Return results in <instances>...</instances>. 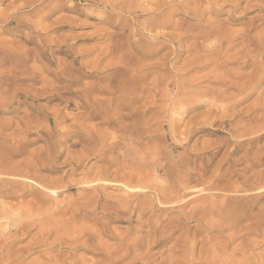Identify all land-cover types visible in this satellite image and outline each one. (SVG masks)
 I'll use <instances>...</instances> for the list:
<instances>
[{
    "label": "rangeland",
    "instance_id": "obj_1",
    "mask_svg": "<svg viewBox=\"0 0 264 264\" xmlns=\"http://www.w3.org/2000/svg\"><path fill=\"white\" fill-rule=\"evenodd\" d=\"M89 1L0 23V264H264L262 8Z\"/></svg>",
    "mask_w": 264,
    "mask_h": 264
},
{
    "label": "bare ground",
    "instance_id": "obj_2",
    "mask_svg": "<svg viewBox=\"0 0 264 264\" xmlns=\"http://www.w3.org/2000/svg\"><path fill=\"white\" fill-rule=\"evenodd\" d=\"M5 1H6V0H1L0 3H4ZM37 1H38V0H37ZM91 1H93V0H90L89 2H91ZM110 1H111V0H110ZM110 1L108 0V1H106V3H107V2L109 3ZM113 1H116V0H112L111 2H113ZM119 1H120V0H119ZM127 1H129V0H127ZM142 1H143V0H142ZM166 1H167L168 6H172V5H173V6H176V7L181 8L182 10H183V9H187V8H189V7H188L189 5H188V3H187L186 1L183 2V1L180 0V1H181L180 3H178V2H173V1H171V0H166ZM166 1H165V2H166ZM191 1H192V2L194 1V4H195V3H196V4H199V2L202 1V0H191ZM235 1H236V0H235ZM244 1H245V0H244ZM246 1H247V0H246ZM246 1H245V2H246ZM250 1H251V0H249V2H250ZM254 1H255V2H253V4L256 3V1H257L258 4L256 3V6L259 5V7L262 8L261 10H262V12H263V14H264V0H254ZM35 2H36V1H35ZM35 2H34V0H33V1H31V0H29V1H25V0H24V5H22V6H21V5H20V6H15V5H14V4L16 3L15 0L12 1V2L10 3L9 8H8L6 11L0 12V23H1V22H2V23L12 22V23H14V27H12V28H14V29H15V28H19V27H27L28 25L26 24V22H29V21H25V24H26V25H23L24 23H21L22 20L17 19V18H13V16H14L18 11H22V10H24V8L26 9L27 6H29V7L34 6L33 4H35ZM39 2H40V1H39ZM93 2L95 3V0H94ZM96 2H97V1H96ZM103 2H105V1L103 0ZM103 2H102V3H103ZM143 2H144V1H143ZM143 2H142V3H143ZM161 2H162V3L158 4L157 6L155 5L156 7L154 8V10H153V8H152V6H151V8H152V9H151V12L156 11V13H157V10H160V9L163 10V8H164L163 6H165L166 3H164V0H161ZM192 2H189V4L192 3ZM237 2H238V1H237ZM237 2H236V5H240V4H241L240 1H239V2H240L239 4H238ZM106 3H104V5H106ZM114 3H116V2H113V5H114ZM157 3H158V1L155 2L154 4H157ZM201 3H203V2H201ZM232 3H234V1H233ZM196 4H195V5H196ZM246 4L248 5L249 3H246ZM35 5H36V4H35ZM94 5H95V4H94ZM98 5H101V4H100V0H99V4H98ZM200 5H201V4H200ZM200 5H199V6H200ZM232 5L235 6L234 4H232ZM254 5H255V4H254ZM107 6H108V5H107ZM107 6H106V7H107ZM110 6H111V8L113 7L112 5H110ZM153 6H154V5H153ZM197 6H198V5H197ZM240 6H241V5H240ZM240 6H236V7H240ZM244 6H245V5H244ZM35 7H36V6H35ZM38 8H39V6H38ZM113 8H114V7H113ZM148 8L150 9V7H148ZM193 8H194V7H193ZM193 8H192V10H196V8H194V9H193ZM199 8H200V7H199ZM128 9H129V8H128ZM128 9H127V10H128ZM145 9H146V8H145ZM36 10H37V8H35V11H36ZM142 10H143V8H142ZM146 10H147V9H146ZM146 10H144V11H146ZM152 10H153V11H152ZM188 10H190V8H189ZM199 10H200V9H199ZM202 10L204 11L205 9H202ZM35 11H34V13H35ZM38 11H39V10H38ZM119 11H121V10H119ZM144 11H143V12H144ZM129 12H130V11H129ZM18 13H19V12H18ZM36 13H37V11H36ZM36 13H35V14H36ZM146 13H147V12H146ZM148 13H149V12H148ZM159 13H160V12H159ZM142 15H143V14H142ZM147 15H148V14H147ZM43 17H44V16H43ZM144 17H147V16H144ZM153 18H154V17H153ZM33 19H34V18H33ZM144 19H147V18H144ZM149 20H150V19H149ZM23 22H24V21H23ZM146 22H147V21H146ZM146 22H145V24H147ZM31 24H33V23H31ZM145 24H144V25H145ZM33 25H34V24H33ZM37 25H38V24H37ZM37 25H34V28H33V29H36L37 27L35 28V26H37ZM151 25H152V24H151ZM153 25H154V24H153ZM38 26H39V25H38ZM28 27H29V26H28ZM141 27H142V26H141ZM29 28H31V27H29ZM38 28H39V27H38ZM31 29H32V28H31ZM33 29H32V30H33ZM39 29H40V28H39ZM150 29H152V28H151L150 23H149V25H147V26L144 28V30L149 31ZM28 30H29V29H28ZM141 31H142V30H141ZM31 32H32V31H31ZM37 32L39 33L38 30H37ZM149 40H150V39H149ZM27 41H28V40H27ZM257 54H258V53H257ZM263 56H264V55H263ZM259 58H260V56H259ZM244 59H245V58H244ZM260 62H261V61H260ZM260 62H259V63H260ZM261 63H262V62H261ZM263 63H264V62H263ZM251 65H252V64H251ZM262 65H264V64H262ZM105 66H106V65H105ZM255 66H256V65H255ZM104 71H105V70H104ZM260 71H261V70H260ZM256 73H258V72H256ZM261 73H262V71H261ZM263 74H264V73H263ZM258 77H259V76H258ZM251 78H253V76H252ZM252 80H254V78H253ZM255 80H256V78H255ZM255 80H254V81H255ZM258 80H259V79H258ZM249 82H250V79H249ZM251 83H252V81H251ZM257 83H259V82H257V80H256V82H255V84H254L256 87H257ZM260 84H261V83H260ZM246 85H247V84H246ZM248 85H249V84H248ZM250 86H252V85H250ZM255 86H254V87L252 86V87H253L254 89H256ZM258 86H259V85H258ZM252 87H250V88H252ZM254 89H250V90H254ZM87 90H88V89H87ZM87 90H86V92H88ZM256 90H257V89H256ZM249 92H250V91H249ZM252 92H253V91H252ZM88 93H90V92H88ZM41 99H42V98H41ZM257 100H258V99H257ZM259 100H260V99H259ZM263 105H264V104H263ZM171 106H172V105H171ZM173 107H174V106H173ZM263 107H264V106H263ZM259 108H261V107H259ZM261 109H262V108H261ZM166 110H167V109H166ZM168 111H169V109H168ZM172 111H174V110H172ZM254 111H255V110H254ZM170 112H171V111H170ZM255 113H256V112H255ZM257 113H258V112H257ZM257 113H256L255 115H257ZM173 114H174V113H173ZM263 114H264V113H263ZM260 115H262V113H261ZM170 116L172 117V115H170ZM255 117H256V116H255ZM258 117H259V116H258ZM256 120L260 121V120L257 119V118H256ZM263 120H264V118H263ZM171 121H172V120H171ZM253 121H254V119H253ZM247 122H248V121H247ZM253 123H254V122H253ZM213 124H214V123H213ZM247 124H248V123H247ZM247 124H246V125H247ZM249 124H250V121H249ZM127 125H128V124H127ZM258 127H259V126H258ZM258 127H256V128H258ZM251 129H252V128H251ZM253 129H255V128L253 127ZM260 129H261V128H260ZM262 130H263V127H262ZM262 130H261V133L258 132V133H257L258 135L256 134L257 136L255 135V137H253V138H251V139H248V140H245V141H241V140H240L241 142L239 141V142H236V144L234 143L235 146H234V151H233V152L239 151L238 148L241 149L243 145L245 146V144H247L248 146H251V144L254 143V142H255V143H256V142L259 143V141L261 142V140H263V138H264V132H262ZM184 131H185V130H184ZM246 131H247V130H246ZM251 131H252V130H251ZM251 131H249L248 133H251ZM255 131H256V130H255ZM263 131H264V130H263ZM136 132H137V131H136ZM241 134H242V133H241ZM244 134H245V133H244ZM247 135H248V134H247ZM247 135H246V136H247ZM250 135H252V134H250ZM234 136H235V135H234ZM238 136H239V138L241 139V137H240L241 135L238 134ZM243 136H244V135H243ZM246 136H244V137H246ZM252 136H254V135H252ZM252 136H250V137H252ZM247 137H248V136H247ZM247 137H246V138H247ZM250 137H249V138H250ZM236 139H237V138H236ZM243 140H244V139H243ZM237 141H238V139H237ZM248 146H246V147H248ZM240 147H241V148H240ZM243 148H244V147H243ZM249 149H250V147H249ZM245 150H246V148L244 149V151H245ZM247 151H249V150H247ZM231 153H232V152H231ZM214 154H215V153H214ZM226 154H227V153H226ZM229 154H230V153H229ZM256 154H257V153H256ZM171 155H172V154H170V156H171ZM261 155H262V154H261ZM261 155H259V157H258V159H257L259 163H257V164L254 163L255 165H258V166H259V165H261V164L263 163V161H264L263 159H264V158L262 157L263 155H262V156H261ZM230 156H231V155H230ZM225 157H226V155H225ZM169 158H170V157H169ZM171 158H172V156H171ZM175 158H176V157H175ZM180 158H181V157H180ZM227 158H228V157H227ZM170 161H171V159H170ZM175 161H178V160H175ZM175 161H174V162H175ZM172 163H173V162H172ZM181 163H182V162H181ZM252 164H253V163H252ZM172 165H173V164H172ZM174 165H175V164H174ZM169 167H170V166H169ZM172 167H173V166H172ZM175 167H177V166H175ZM176 169H177V168H176ZM248 170H249V168H248ZM14 171H15V170H14ZM16 171L18 172V175H19V171H20V170H16ZM16 171H15V172H16ZM117 171H118V170H117ZM27 172H28V171H27ZM175 172H176V171H175ZM175 172H174V175L176 174ZM177 172H178V171H177ZM13 173H14V172H13ZM25 174H26V173H25ZM29 174H30V173H29ZM13 175H15V173H14ZM16 175H17V174H16ZM18 175H17V176H18ZM179 175H181L180 172H179ZM17 176H16V177H17ZM21 176H22V177H27L26 175H23V174H22ZM234 176H235V175H234ZM259 176H260V174H259ZM180 177H181V176H180ZM262 177H263V176H262ZM262 177H260V178H262ZM132 180H133V179H132ZM261 181H262V180L259 179V180H256L255 183L258 184V183H260ZM139 184H140V183H139ZM100 185H101V184H100ZM247 185H249V184H247ZM23 186H24V185H23ZM92 186H93V185H92ZM92 186H91V187H92ZM255 186H256V185H255ZM85 187H86V186H85ZM251 187H254V184H253V185H249V186H247V188H251ZM133 188H135V187H133ZM240 188H241V187H240ZM254 188H255V187H254ZM225 189H226V188H225ZM225 189H224V190H225ZM251 189H253V188H251ZM206 190H207L208 192L211 191V189H209V187H208V189L206 188ZM234 190H235V189H234ZM245 190H246V189H245ZM247 190H250V189H247ZM240 191H241V189H240ZM211 192H212V191H211ZM235 192H236V191H235ZM247 192H248V191H247ZM244 193H245V192H244ZM244 193H243V194H244ZM237 194H238V193H237ZM239 194H240V193H239ZM261 194H262V193H261ZM208 196H209V195H208ZM233 196H234V195H233ZM238 196H239V195H238ZM244 196H245V195H244ZM225 197H226V196H225ZM236 197H237V196H236ZM256 197H259V196L257 195ZM259 198H260V197H259ZM227 199H230V198L227 197ZM208 200H209V198H208ZM225 200H226V198L224 199V202H225ZM232 200H233V199H232ZM209 201H210V200H209ZM249 201H250V199H249ZM207 202H208V201H207ZM213 203H214V202H212V203L210 202V203H209V204H211V206L209 205L210 207H208V209H209L210 211H211V209H213V211H214V208H213L214 205H212ZM94 206H95V205H94ZM210 211L207 210V212H210ZM211 213H212V212H211ZM101 219H102V218H101ZM251 246H252V245H251ZM195 247H196V246H195ZM240 247H241V246H240ZM249 247H250V245H249ZM190 248L192 249V247H190ZM197 248H198V247H197ZM241 248H242V247H241ZM230 249H231V248H230ZM242 249H243V248H242ZM246 250H247V249H246ZM246 250L244 249L242 252H240V254H241L240 256L247 255L248 252H251V251H252L251 249H249V250H251V251H247V253H246ZM191 252H192V251H191ZM208 252H209V251H208ZM213 252L215 253V255H221V254H226V253L229 254V251L227 252V248H223V249H214ZM194 253H195V252H194ZM199 253H200V252H199ZM245 253H246V254H245ZM261 253H262V252H261ZM192 254H193V253H192ZM205 254H206V253H205ZM205 254H203V256H205ZM208 254H210V253H208ZM250 254H251V253H250ZM193 255H194V254H193ZM200 255H201V254H200ZM215 255H213V256L216 257ZM248 255H249V254H248ZM248 255H247V256H248ZM257 255H258V254H257ZM261 255H262V254H261ZM190 256H191V255H190ZM203 256H202V257H203ZM209 256H210V255H209ZM213 256H212V257H213ZM247 256H246V257H247ZM251 256L254 257L253 254H251ZM214 257H213V258H214ZM225 257H226V256H225ZM253 257H252V258H253ZM204 258H205V257H204ZM250 258H251V257H250ZM250 258H249V256H248V257H247L246 259H244L243 261H242V260L240 261V259H239V261H236L235 264H251V263L248 262V259H250ZM252 258H251V261H253V260L255 259V258H254V259L252 260ZM202 259H203V258H202ZM208 259H209V257L207 258V260H208ZM217 259H218V256H217ZM231 259H232V258H231ZM233 259H234V258H233ZM233 259H232V261H233ZM203 260H204V259H203ZM203 260H201V261H203ZM214 260H215V259H214ZM219 260H220V259H219ZM246 260H247V261H246ZM255 260H256V259H255ZM255 260H254V261H255ZM258 260H261V259L258 258ZM258 260H257V262H258ZM189 261H190V259H189ZM192 261H193V260H192ZM204 261H205V260H204ZM208 261H209V260H208ZM223 261H224V260H223ZM226 261H227V259H226ZM232 261H231V262H232ZM234 261H235V260H234ZM245 261H246V262H245ZM263 261H264V260L259 261V262L261 263V262H263ZM210 262H212V258H211ZM219 262H220V261H219ZM231 262H228V263L225 262V263H223V264H234V263H231ZM255 262H256V261H255ZM255 262H252V263H255ZM190 263H191V262H190ZM205 263H206V262H205ZM205 263H203V264H205ZM215 263H217V262H215ZM215 263H214V264H215ZM263 263H264V262H263ZM193 264H194V263H193ZM199 264H202V263H199ZM206 264H207V263H206Z\"/></svg>",
    "mask_w": 264,
    "mask_h": 264
}]
</instances>
